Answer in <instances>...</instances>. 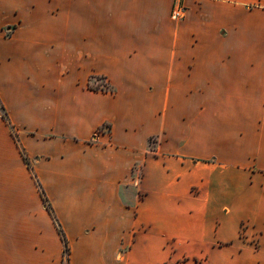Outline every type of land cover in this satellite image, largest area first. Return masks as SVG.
Instances as JSON below:
<instances>
[{"label": "crops", "instance_id": "0c3cea01", "mask_svg": "<svg viewBox=\"0 0 264 264\" xmlns=\"http://www.w3.org/2000/svg\"><path fill=\"white\" fill-rule=\"evenodd\" d=\"M0 106V264H264V0H0Z\"/></svg>", "mask_w": 264, "mask_h": 264}, {"label": "trees", "instance_id": "16d2710c", "mask_svg": "<svg viewBox=\"0 0 264 264\" xmlns=\"http://www.w3.org/2000/svg\"><path fill=\"white\" fill-rule=\"evenodd\" d=\"M0 108H1V106H0ZM1 115H2V117L4 119H6V116H5V114L3 113L2 110H1ZM21 154H22V157L25 160V162H27V164L29 165V162L27 160V156L25 155V152L23 150H21ZM42 198H43V202L45 203V206H46L47 210H49V212H51L50 211V206H49L45 196H42ZM56 225H57V229H58V232L60 234V237H61V240H62V243H63V250H62L63 258H62V261H63V264H68V261H69V246H68V243H67V239H66L61 227L57 223H56Z\"/></svg>", "mask_w": 264, "mask_h": 264}, {"label": "built area", "instance_id": "2783aa9c", "mask_svg": "<svg viewBox=\"0 0 264 264\" xmlns=\"http://www.w3.org/2000/svg\"><path fill=\"white\" fill-rule=\"evenodd\" d=\"M183 11H184V7L181 5L180 2H178L177 4H175V6L171 12V18L173 20H177V19L181 18L183 15Z\"/></svg>", "mask_w": 264, "mask_h": 264}, {"label": "rangeland", "instance_id": "374dc122", "mask_svg": "<svg viewBox=\"0 0 264 264\" xmlns=\"http://www.w3.org/2000/svg\"><path fill=\"white\" fill-rule=\"evenodd\" d=\"M92 88H102V89H107V83L104 78H93L92 83L90 85ZM70 252V250H69ZM63 258V256H62ZM61 264H63V261H61Z\"/></svg>", "mask_w": 264, "mask_h": 264}]
</instances>
